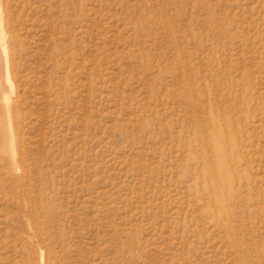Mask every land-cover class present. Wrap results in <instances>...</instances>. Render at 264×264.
Instances as JSON below:
<instances>
[{"label": "rangeland", "instance_id": "rangeland-1", "mask_svg": "<svg viewBox=\"0 0 264 264\" xmlns=\"http://www.w3.org/2000/svg\"><path fill=\"white\" fill-rule=\"evenodd\" d=\"M0 264H264V0H0Z\"/></svg>", "mask_w": 264, "mask_h": 264}, {"label": "bare ground", "instance_id": "bare-ground-1", "mask_svg": "<svg viewBox=\"0 0 264 264\" xmlns=\"http://www.w3.org/2000/svg\"><path fill=\"white\" fill-rule=\"evenodd\" d=\"M2 31H3V29H2ZM2 38H3V37H2ZM5 49H6V48H5ZM4 51H5V50H4ZM7 51H8V50H6L5 53H6ZM6 55H8V52H7ZM6 59H7V56H6ZM8 60H9V59H8ZM5 62H7V60H6ZM8 63H9V62H8ZM8 63H7V64H8ZM9 68H10V67H9ZM8 70H10V69H8ZM10 71H11V70H10ZM7 72H8V71H7ZM7 74H8V73H7ZM8 75H11V74H8ZM7 78L9 79V76H8ZM8 79H7V81L10 82ZM10 79H11V76H10ZM11 80H12V79H11ZM12 83H13V81H12ZM9 84H10V83H9ZM10 87H12V85H10ZM12 89H13V87H12Z\"/></svg>", "mask_w": 264, "mask_h": 264}]
</instances>
